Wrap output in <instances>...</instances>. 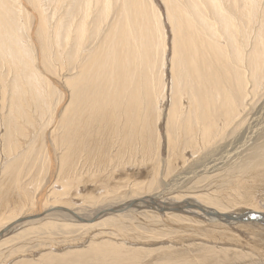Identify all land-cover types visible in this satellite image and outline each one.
Wrapping results in <instances>:
<instances>
[{"label":"bare ground","instance_id":"1","mask_svg":"<svg viewBox=\"0 0 264 264\" xmlns=\"http://www.w3.org/2000/svg\"><path fill=\"white\" fill-rule=\"evenodd\" d=\"M28 1L35 6L37 23L31 21V9L26 0H0V116L1 111H6L0 118V164L4 163L0 170V215L5 221L0 226L7 224L3 231L0 230V240L6 237L8 228L40 220L58 209L69 212L82 225L91 224L66 208L71 206L73 209L79 198L82 203V198L96 202L94 200L100 195L126 196L125 189L139 195L150 193L160 179L156 164L153 171L146 174V179H150L146 182L138 181L132 173L128 174L135 157H142L143 152L147 158L153 156L155 138H159L157 156L161 152L162 133L158 121L162 120V111L158 105L162 100L165 103L166 94L165 87L158 82L161 81L159 75L163 77L165 74L169 44L164 15L157 3L154 0ZM162 1L173 35L171 71L173 87L176 86L174 91L171 90L172 105L170 111L168 109L167 145L170 150L181 148L180 144H174L178 129L181 132L177 136L185 150H191L192 156L211 150L218 141H225L222 143L223 151L205 154L194 169L186 168L190 160L184 154L180 155V149L171 151L166 165L164 163L166 170L163 176L175 174L159 195L165 198L175 193L171 200H182L188 205L185 209L180 207L176 210L181 209V214L168 213L173 209L167 206L160 210L165 213L148 211L143 221L137 219V222L128 223L122 219L115 220L111 222L112 232H103L99 242L92 243L86 252L76 251L69 255L65 252L66 255H62V251H58L61 257L45 255L41 264H143L140 262L143 253L155 251L158 246L156 252L159 257H164L159 264H233L250 261V258L253 262H264V103L253 116L247 111L250 95L264 88V80L259 78L253 64L250 65L254 70L249 71V66L243 61L245 52L240 53L242 48L252 44V33L249 34L245 27L261 29L253 53L259 44L264 46V22L258 25L261 19L259 14L258 19L256 17V11L260 10H256V6L259 7L261 2ZM243 2L249 4L248 8H253L252 13L242 7ZM45 3H53V8ZM50 8L54 9L53 16L48 17ZM260 13L263 19L264 11ZM234 64L236 69L245 67L236 73L231 69ZM63 72L71 74L67 83L68 86L73 85L74 90L69 93L73 98L68 99L71 103L65 111L61 109L60 118L57 109L62 101L54 103L53 97L58 92V82L54 77L57 79L56 76ZM247 72L248 78L245 77ZM51 75L54 77L50 79ZM152 86L154 92L151 91ZM52 115L60 118L61 126L58 128L62 131L55 141L65 151L57 161H54L53 152H46L52 174H44L43 166V175L39 174L42 179L39 176L38 181L31 183L32 190H19L24 180H20L15 172L17 162L25 159L31 164L41 160L45 152L41 142L43 135L38 133L34 147H40L33 150L27 146L21 149L22 145L30 143L24 138L48 127ZM237 120L240 130L235 133L234 140H231L232 136L228 142L226 134L228 131L234 134L235 127L232 129L230 126L235 121L238 124ZM113 141H117L116 148L108 154L106 149ZM83 151L87 155L84 153L85 157L78 159V154ZM27 154L33 161L23 157ZM179 161L184 166L181 167ZM35 174L31 175L34 177ZM117 174L124 175L126 179L118 180ZM206 174L220 175H216L217 184L213 189L207 186L205 194L203 191L199 196H193L196 191L191 192L194 188L189 186V196L180 195L182 187H188L189 181ZM20 175L23 178L24 175ZM201 183L200 180L194 183L196 190ZM204 187L201 184V188ZM82 188L84 195L79 193ZM96 192L100 195L97 196ZM133 200L123 208V214L139 207L138 200ZM60 205L67 207L61 208ZM44 206L48 207L44 214L27 216L25 213L27 215L21 217L25 208L40 212ZM115 212L120 211H112ZM59 216L62 220L44 221L39 227H30L29 233L24 234L28 239L35 237L52 243L58 240V235L71 239L76 229L82 230L81 224L63 223L61 221L65 218ZM240 232H251L250 236L258 234L262 238H255L254 244L246 241L247 244L238 235ZM108 235L117 241H109ZM164 239L173 242L171 250L167 249ZM11 242L8 239L0 242L5 246L1 250L0 245V256L4 260L11 258L7 263L34 264L28 260L18 262L24 257L22 247L13 244L7 248ZM228 243L236 250L228 247ZM131 246L138 248L124 249ZM54 252L58 253L57 250Z\"/></svg>","mask_w":264,"mask_h":264},{"label":"rangeland","instance_id":"2","mask_svg":"<svg viewBox=\"0 0 264 264\" xmlns=\"http://www.w3.org/2000/svg\"><path fill=\"white\" fill-rule=\"evenodd\" d=\"M27 1V5H29L28 6V8L29 9H31V21L34 23L35 21H36V23H37V16L38 15H36L37 13H36V9H35V6L34 5H30L29 4V1L28 0H26ZM155 1V3H157L156 5H158V7H159V9H160V11H162V14L164 15V22H165V24L164 25H166L167 26V32H168V44H169V46H168V50H167V53H166V56H167V61H166V69L163 71V69H162V71L165 73L164 75L162 74V76L163 77H161L160 75H159V80L161 79V81L160 82H158V85H162L163 84V86L165 87V94H166V97L164 98L165 99V103H163V100L161 101V105H158V109H159V111H160V108H161V111H162V114H161V116H162V120L160 119V121H158L159 123H162L161 125L158 123V126L161 128L160 129V131H161V139H160V145H162L161 146V152H160V156H157V153H158V148H159V138H155V141H154V145H153V156H151L150 158H147V157H145L144 156V152H143V154H141V156L143 157H140V156H138V157H135L134 158V164H133V166H131V167H129V169H128V174H130V173H132L133 175V177L134 178H136L138 181H141V182H146L147 180H150V179H146L147 178V175L146 174H149V173H151L153 170V167H154V165L156 164V168L158 169V172H159V174H157L158 175V178H160V179H158V182L159 183H157L156 185H153L154 186V188L156 189H153L150 193H146V192H144L143 194H133L132 192H130V191H128L127 189H125V188H123V190L125 189V192H127V193H125L126 194V196H122V195H119L118 197H115V195L114 196H103V195H100L99 193H97L96 192V195L97 196H99V197H96V199L94 200V201H96V202H91V201H85V198H82L83 199V202L81 203V198H79L78 199V203H76L75 204V207H73V209H72V207L70 206V207H67V206H65V205H60L61 206V208H66V209H69V210H71V211H75V213H77L78 215H79V217H81V219L84 221V220H86V221H90V222H92L91 224H81L80 222H78L76 219H73L74 217H73V215L72 214H70L69 212H66L65 210H62V209H58V210H55V211H53V213L52 212H49V214L50 215H48V213L46 214V215H48V216H46V215H44L40 220H37V221H30L29 223L28 222H25L24 224H19V225H15V226H13V227H10V229L8 228L7 230H6V232H8V231H11L12 230V228H14L11 232H9V234H7L6 232H5V236L7 237H5L3 240L5 241V239L7 240H9V241H12L11 242V244L10 245H8L9 247H7V248H10L11 247V245H13V244H20V245H18V246H21L22 247V251H23V258L19 261L18 260V262H25V260H28V261H32L34 264H41L40 262H42L43 261V258H44V256L46 255V256H49V257H54L55 258V256H59V257H61V254L62 255H66V253L65 252H67V254L69 255V254H71V253H74V252H78L79 251V253H81L82 251H84V252H86L88 249H89V247H90V245L92 244V243H94V242H99L98 241V238H100L101 239V237H102V234H103V232H105V233H109V232H112L111 231V222H113V221H115V220H124V221H127L128 223H130L131 221H133V222H137V219H139L140 221H143L144 220V218H145V215L146 214H149L148 213V211H155V212H159L160 210H161V208H167V206H169V207H171L170 209H173V210H171V212L170 211H167L168 213H172V214H181L183 211L180 209V211H176V210H178L180 207H183V209H185L186 207H188V205H186V203L184 202V201H182V200H180L179 202H174L173 200H171V198H173V197H175V193L174 194H172V195H170V196H168V197H160V192H162L164 189H165V187H166V185H167V183H169V181H171L172 180V178L174 177V174H175V172L173 173V174H171V175H169V176H163L164 175V173H165V165H166V160L168 159V156H169V154L170 153H172L173 151H175L176 152V150H178V149H180V155H185L187 158H188V160H190L189 161V164L186 166V168L188 167V169L189 168H192V169H194L199 163H201V159H203V157H205L206 155L205 154H208V155H213V153L215 152H218L217 154H219V153H221L222 151H223V144L222 143H224L225 141H218L216 144L217 145H215L214 147H212L211 148V150H209V151H203L202 153H199L198 155H196V156H192V154L190 153L191 152V150L190 149H188V150H185V148L183 147L184 145H182V140L181 139H179V137L177 136V135H179V133L181 132V131H178V129L176 130L177 132H176V135H174V144L176 145V146H179V144H180V147L181 148H173V150H170V146L169 145H167L168 143H167V141H168V136H167V134H168V127H167V122H168V109H169V111H170V107H171V105H172V101H171V95H172V89H173V91H174V88L176 87H173V84L174 83H172L173 81H172V79H173V72L171 71V59H172V40H173V35H172V29H171V26L169 25V23H168V20L166 19L167 18V16H166V11H165V4L163 3V1L162 0H154ZM260 2L261 3H259V7H258V5L256 6V10H258L259 8H260V10H258V11H256V17L258 16V14H259V19H261V21H259L258 22V17H257V21L256 22H258V25L260 24V23H262V22H264L263 20H264V14H263V19H262V16H260V15H262L261 13H260V11H264V0L263 1H261L260 0ZM46 4V3H45ZM48 4L49 3H47L46 5H47V7H48ZM246 6H245V5ZM247 2H243V6L242 7H246L247 8V10H249V12L250 13H252L253 11L251 10V9H253L252 7L251 8H248L247 7ZM53 3H51V4H49V7H52L53 8ZM254 5V4H253ZM248 6H249V4H248ZM263 7V10L261 9L262 7ZM52 8H50L49 9V13H48V17L49 16H53V14H52V11L54 10V9H52ZM246 10V12L249 14V12ZM258 12V13H257ZM255 13V12H254ZM56 15H58V14H56ZM109 20H112V19H110L109 18ZM108 20V23L110 22ZM264 24V23H263ZM245 30H247V31H250V33L249 34H251V36L250 35H248V37L250 36L251 38H250V40L252 41V44H251V41H249V43L248 44H251L250 46H246V49L245 48H242L241 50H240V53H244L243 54V61H244V64L248 67V69H249V71L250 70H254L253 68H251V65L250 64H253V67L257 70H255L256 71V73L258 72V75H259V78L262 80H264V46L263 45H261V44H259V46L257 47V51L255 52V54H256V56H255V54L253 53V50H254V43H255V41H256V39H257V36H259L260 35V30L261 29H259V31H257V29H255V28H253V27H251V28H247V27H245ZM255 34H254V33ZM256 32H257V35H256ZM253 36H255V37H253ZM254 39V40H253ZM170 42V43H169ZM253 45V46H252ZM249 47H252V48H249ZM249 48V49H248ZM249 50V52H246V51H248ZM242 51V52H241ZM247 55V56H246ZM246 57L248 58V59H246ZM261 57H263V58H261ZM249 59H251V61L250 62H248L249 61ZM253 59H255V60H253ZM262 59V60H261ZM254 61V62H253ZM255 61H257L258 63L257 64H255ZM261 61H263V62H261ZM225 63H227V61L225 62ZM262 63V64H261ZM245 65H243L242 66V69H244V67H245ZM232 67V68H231ZM231 67H229V69L231 68V69H233L236 73H239L242 69H236V67H237V65H232ZM257 67V68H256ZM230 69V70H231ZM59 73V72H58ZM248 74H249V72H247L246 73V75H245V77L247 76V78H248ZM67 77H65V76ZM60 76V77H59ZM61 76H63V77H61ZM51 77H54L53 75H51L50 76V79H51ZM57 77V79L54 77V79H55V82L57 83L56 84V89L58 90V92L57 93H55V95H54V97H53V99H54V103H55V101H57L58 102V100H60V101H62V102H60V106H58V109H57V114H58V116L61 118V116H60V111H61V109L63 110V111H65L66 109H67V107L70 105V103H71V100H72V98L73 97H71L70 96V92L72 91V90H74L73 89V85H69L68 86V83H67V80L69 79L68 77H72L71 76V74H69V73H60L59 75H57L56 76ZM164 78V79H163ZM259 79V80H260ZM57 80H60V81H57ZM250 80V79H249ZM250 83H252L251 82V80H250ZM252 85H254L253 83H252ZM68 86V88H66ZM153 87V86H152ZM173 87V88H172ZM67 89H69V90H67ZM65 91H67V92H65ZM152 92H154L155 91V89H154V87H153V89L151 90ZM70 93V94H69ZM260 94V95H259ZM69 95V96H68ZM257 95H259V96H257ZM73 96V95H72ZM178 96H179V94H178ZM251 97V99H249V104H250V106H249V109H247V111L249 112V114L248 115H251V116H253L254 114H256V112H257V110L260 108V107H262V104L264 103V88H261V90L259 91V93H257V91H256V93L254 94V95H250ZM70 97H71V100H68V99H70ZM254 97V99H252ZM163 98V97H162ZM66 100H68V102L66 101ZM161 100V99H160ZM70 102V103H69ZM64 104H66V105H64ZM69 104V105H68ZM56 105V104H55ZM145 105V104H144ZM143 105V106H144ZM163 105V106H162ZM63 106V107H62ZM53 107H55V106H53ZM160 111V112H161ZM6 111H1V116H0V118H3V116H4V113H5ZM3 113V114H2ZM48 118V117H47ZM60 118H58L56 115H52V118L50 117V120H52V122H51V124L48 126V127H46V128H44V130L43 131H38V132H35L34 134H30V136L27 134V137L26 138H24V139H26L28 142H34L33 144L31 143V145H29L30 143H28V144H26V145H22L21 146V149H22V147L23 146H25V148H26V146H27V148H29V149H38L40 146H38V148H37V146H35L34 147V145L35 144H37L36 143V140H37V138L36 137H38V133L39 134H41V135H43L42 136V140H41V142L43 143L42 145H43V147H44V150H45V152H43V154L41 155V160H37L36 162H31V164L29 163V162H26V160L24 159L22 162H21V160L20 161H18L17 162V164L15 165V169H16V174L18 175V176H20V180H24L23 181V185L21 186V188H19V190H24V189H28V190H32V188H31V185L33 184V182H35V181H38L39 179H40V177H41V179H42V175H43V166H44V168L46 169H44V174H52V171H51V165H49V161H48V156H46L47 154H48V152H53L52 154V156L54 157V161L56 160H58L59 159V157L63 154V152L65 151V149L63 148V147H61V146H57L56 145V141H55V138L57 137V136H60L61 134V132L60 131H62L60 128H58V127H60L61 125L59 124V121L58 120H60ZM56 119V120H55ZM49 120V118L47 119V121ZM53 120H54V123L55 124H53ZM219 120V119H218ZM237 123H238V120H237ZM53 124V125H52ZM57 124V125H56ZM58 124H59V126H58ZM236 121L235 122H233V124L230 126V128H232L233 129V127H235V129H234V134H231V131H228L227 132V141L229 142V141H233L234 140V135H235V133L237 132V131H239L240 129L238 128V126H239V123L238 124H236ZM237 126V127H236ZM52 127V128H51ZM58 129H57V128ZM51 128V129H50ZM53 129V130H52ZM60 129V130H59ZM166 129V130H165ZM3 130V129H2ZM56 130H58V131H56ZM53 131H54V134H53V136H52V133H53ZM0 132H1V129H0ZM3 132V131H2ZM230 132V133H229ZM36 133H37V135H36ZM49 133V134H48ZM56 133V134H55ZM2 134L3 133H1V136H2ZM230 134V135H229ZM33 136V137H32ZM34 136H35V139H34ZM233 136V137H232ZM3 137V136H2ZM232 137V138H231ZM230 138H231V140H230ZM32 140V141H30V140ZM53 139V140H52ZM115 139V137L113 138V140ZM116 140V139H115ZM176 140V141H175ZM118 141H119V139H118ZM221 142V143H220ZM117 144V141H113L109 146H108V148L106 149V151H107V153L108 154H112V152L115 150V148H116V144ZM120 143H122V142H120ZM46 144V145H45ZM178 144V145H177ZM3 146H4V144H2ZM28 145L30 146V147H28ZM2 146V148H4ZM126 146V145H125ZM169 146V147H168ZM1 147V146H0ZM33 147V148H32ZM60 147H61V149L63 150V151H61V149H60ZM49 148H51V149H49ZM59 148V149H58ZM114 150H113V149ZM183 148V149H182ZM20 149V150H21ZM169 149V150H168ZM175 149V150H174ZM50 150V151H49ZM155 150V151H154ZM219 150V151H218ZM29 151H31V150H29ZM172 151V152H171ZM46 152H47V154H46ZM54 152H55V154H54ZM60 153V154H59ZM62 153V154H61ZM81 153H83V154H81ZM81 153H79L78 155V159H82L83 157H85V155H84V151L83 152H81ZM214 153V154H215ZM86 155H87V153H85ZM155 154V155H154ZM84 155V156H83ZM203 155V156H202ZM199 158H198V157ZM23 157H25V158H27V159H31V158H29L28 157V154H27V156H23ZM158 159H157V158ZM193 157V158H192ZM202 157V158H201ZM47 158V159H46ZM142 158V159H141ZM45 160H46V163H44L45 162ZM145 160H147V161H145ZM31 161H33V159H31ZM39 161V162H38ZM163 161V162H162ZM1 162V161H0ZM5 162V161H4ZM21 162V163H20ZM48 162V163H47ZM140 162V163H139ZM27 163H28V165H27ZM55 163H57V162H55ZM139 163V164H138ZM164 163H165V165H164ZM6 164V163H5ZM23 164H25L24 166H23ZM37 164H38V166H37ZM41 164V165H40ZM47 164V165H46ZM136 164H138V165H136ZM179 164H180V166L182 167V166H184L183 164H182V162H180L179 161ZM179 164H178V166H179ZM29 165H31L30 166V168H26L27 166L29 167ZM37 166V167H36ZM48 167V169H47V167ZM151 167V168H147V167ZM163 166H164V168H163ZM179 166V167H180ZM138 167V168H137ZM141 167H144V168H141ZM2 168H4V163L2 162V164H0V170L2 169ZM24 168V169H23ZM135 168V169H134ZM147 168V169H146ZM26 169H29V170H26ZM34 169V170H33ZM35 169H36V172H37V174H35ZM138 169V170H137ZM139 169H141V170H139ZM22 170H24V171H22ZM136 170V171H135ZM150 170H151V172H150ZM46 171H48V172H46ZM133 171V172H132ZM149 171V172H148ZM221 171V170H220ZM26 172V173H25ZM46 172V173H45ZM20 173H22V176H23V178L21 177V175H20ZM30 173V174H29ZM33 173L36 175H34V177L32 176L33 175ZM42 174L41 176L39 175V174ZM223 173V172H222ZM32 174V175H31ZM27 175V176H26ZM131 175V174H130ZM136 175V176H135ZM211 174H206V175H204V176H202L201 178H199V179H197V180H193L192 182L191 181H189V183H188V187L187 186H185V187H182V193L180 194V195H186V196H189V194H188V190L187 189H189L190 187H193L194 189H192L191 190V192H194V191H196V192H194V193H192L193 194V196L194 195H196L197 194V196H199L200 195V193L201 192H203L204 194H205V192H207V190L208 189H213L215 186H216V184H217V182H216V180H217V178H216V175H217V177L218 176H220V175H218V174H214V175H211ZM32 176V179H30V177ZM40 176V177H39ZM162 176V177H161ZM207 176V177H206ZM24 177H26V178H24ZM47 177H48V175H47ZM117 177H119V179L118 180H121V179H123V177H124V179H126V177L123 175V177L120 175V174H117ZM172 177V178H171ZM211 177H212V179H211ZM22 178V179H21ZM36 178V179H35ZM45 179H46V177H45ZM165 179H166V181H165ZM168 179H170V180H168ZM27 180V181H26ZM199 180L202 182L201 184H202V186L204 187V186H206V187H204V188H201V184H199V187L201 188H198L197 190L195 189V185H194V183H196V182H199ZM215 181V182H212V181ZM28 181H30V182H28ZM162 181V182H161ZM204 181V182H203ZM24 182H25V184H24ZM166 182V183H165ZM206 182H208V183H206ZM32 183V184H31ZM192 183V184H191ZM148 184V183H147ZM158 184H160L159 186H158ZM190 184V185H189ZM205 184H209V185H205ZM210 185H211V187H210ZM213 185V186H212ZM156 186V187H155ZM190 186V187H189ZM209 188H208V187ZM161 187V188H160ZM23 188V189H22ZM206 188H208L207 190H206ZM161 189V190H160ZM186 189V190H185ZM27 190V191H28ZM83 188L82 189H80L79 190V193H81L82 195H84L83 194ZM155 190V191H154ZM179 190L181 191V187H179ZM185 191H187V193H185ZM82 195H80V197L82 196ZM159 197V198H158ZM151 198H154V199H151ZM134 199V200H133ZM193 199H195V200H198V199H196V198H193ZM92 200V199H91ZM130 200H133V201H135V200H138V206L139 207H133V208H131L130 209V211H126V212H124V214L122 213V211H123V208L127 205V204H129L131 201ZM152 203H154V204H152ZM77 205V206H76ZM0 206H1V202H0ZM60 206H58L59 208H60ZM51 207V206H50ZM42 208H45V209H43L44 210V212H41V211H43L42 210ZM42 208H40V212H36V210L35 209H32V210H28L27 208H25L24 210H22L24 213L21 215V217H25L27 214V216H36V215H40V214H44L45 212H47L48 211V207H42ZM177 208V209H176ZM0 210H2V208L0 207ZM115 210H117V211H120V212H115V213H112V211H115ZM195 210H197V209H195ZM28 211V212H27ZM61 211V212H60ZM65 213H64V212ZM77 211V212H76ZM1 212V211H0ZM248 212H249V210H248ZM25 213H27L26 215H25ZM69 213V214H68ZM121 213V214H120ZM159 213H165V212H162V211H160ZM59 215H62L64 218H65V220L64 221H61V222H63V223H65L66 221L68 222H66L67 224H69L70 225V223H72L71 225H73V224H78V226H80V224H81V226L80 227H83L82 228V230L81 229H76L75 231H74V234H71V239H68V236H62V235H58L56 238L59 240V242H58V240H56V241H54V242H45V241H43V240H38V239H36L35 237H30V239H28V237L25 235L26 233H29V229H31V228H33V227H35L36 225H37V227H39L40 225H42L43 223H44V221L46 222H48V220H56V221H60V220H62L61 219V217L59 216ZM72 216V217H71ZM2 219V220H1ZM4 217L2 216V215H0V223H3V222H5L4 220ZM70 219V220H69ZM73 221H72V220ZM42 220V221H41ZM108 220V221H107ZM98 221V222H97ZM106 221V222H105ZM39 223V224H38ZM102 223V224H101ZM138 223H140V222H138ZM26 224V225H25ZM143 224V223H142ZM7 225V224H6ZM6 225H4V227H2V226H0V230L1 231H3L4 230V228L6 227ZM39 225V226H38ZM97 225V226H96ZM99 225V226H98ZM26 226H27V228H26ZM87 226V227H86ZM95 226V227H94ZM258 226H260V225H258ZM31 227V228H30ZM94 229H93V228ZM97 227H99L98 229H97ZM251 228V227H250ZM254 228V227H253ZM252 228V230L254 231V229ZM83 229H85V231L83 230ZM90 231H89V230ZM87 230V231H86ZM147 230V232H149V231H151L150 229H146ZM87 232V233H86ZM25 233V234H24ZM85 233V234H84ZM237 234V233H236ZM247 234V235H246ZM250 234H252L251 232L248 234V233H241L240 232V234H238V235H240V238L242 237V241H244V243H247L246 241H248L249 242V244H251V243H253L254 244V242L253 241H256V240H254L255 238H262L261 236L259 237V236H257L256 234V237H253L252 235L250 236ZM7 235H9V236H7ZM24 235V236H23ZM88 235V237H86ZM100 235V236H99ZM105 235V234H104ZM246 235V236H245ZM244 236V237H243ZM12 237V238H11ZM20 237H22L21 239H18V238H20ZM69 237V238H70ZM73 237V238H72ZM76 237V238H75ZM84 237V238H83ZM89 237H91V240H90V238ZM93 237H95V238H93ZM104 237V236H103ZM252 237H253V239H252ZM55 238V239H56ZM106 238H108L109 239V241H111V242H113V243H115L117 240H113L114 238H112V237H110V235H108ZM33 239V241L31 242V243H29L31 240ZM35 239V240H34ZM89 239V240H88ZM166 239H168V238H166ZM166 239H164V241H165V245H166V247H167V249L168 250H171L170 248H173L171 245H172V243L173 242H171V241H169V240H166ZM2 240V238H1V240H0V242L1 241H3ZM28 240V241H27ZM83 240H85L84 242H83ZM21 241H23L22 243H20ZM24 241H26V242H24ZM72 241V242H71ZM90 241V242H89ZM93 241V242H92ZM252 241V242H251ZM36 244H35V243ZM45 242V243H44ZM56 242H57V244L58 245H56ZM72 244H71V243ZM76 242V243H75ZM29 243V244H28ZM74 243V244H73ZM80 245H79V244ZM86 243V244H85ZM214 244H217L216 242H213ZM24 244H26V246L24 245ZM34 244V245H33ZM54 244V245H53ZM68 244V245H67ZM78 244V245H77ZM84 244L86 245L85 247H84ZM202 244V243H201ZM248 244V243H247ZM1 245V250L5 247V246H3V243L2 244H0ZM23 245V246H22ZM56 245V246H55ZM64 247V249L65 250H63V247ZM199 246H203V245H199ZM227 246L228 247H231V249H234V250H236L235 248H233L231 245H230V243H228L227 244ZM3 247V248H2ZM59 247V248H58ZM207 248H211L210 246H206ZM218 247V246H217ZM74 248H76V249H74ZM134 248H138V247H136V246H131V248L130 247H124V249H127V250H129V251H131V249H134ZM143 247H141V248H139V249H142ZM147 248V247H146ZM157 249H155V251H153V250H146L144 253H143V257L141 258V260H140V262H142L143 264H147V263H151V264H159V263H161L162 261H163V259H164V257H159V254H158V252H156V251H158V249H159V246L158 247H156ZM192 248H194V247H191L190 249H192ZM71 249V250H70ZM84 249V250H83ZM245 249L247 250V251H251V249H248V248H246L245 247ZM44 250V251H43ZM56 251L57 250V252L58 251H62L61 252V254H60V252H58V253H56V252H54V251ZM67 250V251H66ZM47 252H49V253H47ZM69 252V253H68ZM44 253V254H43ZM47 253V254H46ZM40 254H42V255H40ZM247 254H250L249 252L247 253ZM31 255H33V256H31ZM40 255V256H39ZM9 256V255H8ZM34 256L36 257V259L34 258ZM27 257H29V258H27ZM41 257V258H40ZM26 258V259H25ZM31 258V259H30ZM34 258V259H33ZM9 259H11L10 257H8V258H5V260H4V258H2V256H0V264H9V263H7L8 262V260ZM40 259V260H39ZM233 264H264V262H253L252 261V258H250V261L248 260V261H241V262H238L237 261V263H233Z\"/></svg>","mask_w":264,"mask_h":264},{"label":"water","instance_id":"3","mask_svg":"<svg viewBox=\"0 0 264 264\" xmlns=\"http://www.w3.org/2000/svg\"><path fill=\"white\" fill-rule=\"evenodd\" d=\"M242 219V218H241Z\"/></svg>","mask_w":264,"mask_h":264}]
</instances>
